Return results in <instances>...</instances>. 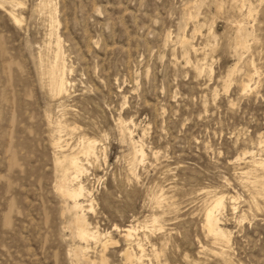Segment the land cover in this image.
<instances>
[{
	"label": "rangeland",
	"instance_id": "obj_1",
	"mask_svg": "<svg viewBox=\"0 0 264 264\" xmlns=\"http://www.w3.org/2000/svg\"><path fill=\"white\" fill-rule=\"evenodd\" d=\"M9 1L0 264H135L115 230L128 226L143 264H264V0ZM73 154L87 169L85 213L57 189V161ZM222 196L223 244L204 230ZM79 225L99 244L80 242Z\"/></svg>",
	"mask_w": 264,
	"mask_h": 264
},
{
	"label": "bare ground",
	"instance_id": "obj_2",
	"mask_svg": "<svg viewBox=\"0 0 264 264\" xmlns=\"http://www.w3.org/2000/svg\"><path fill=\"white\" fill-rule=\"evenodd\" d=\"M4 0H0V6H2V2H3ZM6 2H7V0H5ZM9 1V0H8ZM12 2V1H11ZM4 4H5V2H3ZM9 3H10V1H9ZM13 4V3H12ZM48 6H50V5H48ZM2 8H4V7H2ZM49 8V7H48ZM51 9H53V8H51ZM251 10V9H250ZM250 10H249V12H250ZM50 11V10H49ZM12 12V11H11ZM8 13V15H9V17L11 18V19H13L16 23L17 22H19V20L16 18V16L14 15V14H12V13ZM52 12V11H51ZM50 13V12H49ZM249 14V13H248ZM52 15V14H51ZM251 15V14H250ZM244 16H246V15H244ZM247 17V16H246ZM54 19V18H53ZM52 20V19H51ZM19 24V23H18ZM184 43V42H183ZM181 44H182V42H181ZM184 45V44H183ZM188 46V45H187ZM189 47V46H188ZM193 48H195V47H193ZM193 48L191 49V50H193ZM196 50V49H195ZM193 52V51H192ZM195 52V51H194ZM189 53V52H188ZM197 55V54H196ZM58 56V55H57ZM55 57V56H54ZM58 58V57H57ZM56 58V59H57ZM55 60V59H54ZM203 61V60H202ZM54 62V61H53ZM56 62V61H55ZM57 63V62H56ZM55 63V64H56ZM54 64V65H55ZM50 67H51V65H50ZM52 73H53V71H52ZM59 74V73H58ZM63 74H64V72H63ZM53 76H54V74H52ZM51 78H52V76H51ZM62 78V77H61ZM61 78H59V79H61ZM48 81V80H47ZM67 82V81H66ZM60 83H62V82H60ZM69 83V82H68ZM47 85V84H46ZM61 86V85H60ZM63 86V85H62ZM67 86H68V84H67ZM250 86V81L248 82V84L245 86L246 88H248ZM64 88V87H63ZM62 88V89H63ZM61 89V88H60ZM60 91V90H59ZM66 91V90H65ZM50 92V91H49ZM123 120V119H122ZM132 121V120H131ZM119 122V121H118ZM130 122V121H129ZM123 123V122H122ZM126 123H128L127 121L125 122V124ZM124 124V125H125ZM129 124V123H128ZM127 124V125H128ZM132 124H133V122H132ZM58 126V125H57ZM60 126V125H59ZM123 126V125H122ZM60 127H62V126H60ZM120 127V126H119ZM126 127V126H125ZM124 127V128H125ZM66 128V127H65ZM64 128V129H65ZM127 128H129V127H127ZM62 129V128H61ZM121 130V129H120ZM127 130V129H126ZM125 130V131H126ZM129 130V129H128ZM127 130V131H128ZM57 131H60V130H57ZM69 131V130H68ZM61 132V131H60ZM60 132H58V133H60ZM131 134V133H130ZM132 136V135H131ZM130 136V137H131ZM52 138V137H51ZM87 139V138H86ZM62 140V139H61ZM55 141V140H54ZM54 141H53V143H54ZM57 142V141H56ZM82 142V141H81ZM56 145H58V149H60L61 151H63V149H62V147L60 146L61 145V142L59 143V141H58V143L56 144ZM98 145H99V142L98 141H95V140H93V141H89L88 142V144H86V146H87V148L85 149V153L88 155V157H94L95 158V156H96V153H97V150H98ZM64 146V145H63ZM82 146V144L80 145V147ZM136 146V145H135ZM55 148V147H54ZM57 149V148H56ZM81 149H82V147H81ZM64 152V151H63ZM82 152V151H81ZM137 153V152H136ZM139 153V154H138ZM138 155H140V157L143 159V157H144V151L142 150V149H140V150H138ZM70 154V153H69ZM75 154H73V156H74ZM137 155V156H138ZM64 158V157H63ZM96 158H97V156H96ZM136 158V157H135ZM65 160L63 161H61V160H59V161H57V165L58 166H60V167H58V168H61L62 169V172H63V177H62V180H61V182L59 183V182H57L58 183V187H57V189L60 191V193H61V195H63L65 198H67V199H70V201H72L73 203L72 204H74V208H75V210L78 212V211H80V212H83V213H85L86 212V203H84V202H82V199H85V198H91V192H89V191H87V189L85 188V186L83 185V183L81 182V177L87 172V169H86V167H85V165L81 162V161H79V159L76 157V156H74V157H72L71 159H70V163L69 162H67V164L69 163V166L67 167V166H65V163H66V161H67V157H65L64 158ZM256 159V158H255ZM254 159V160H255ZM58 160V159H57ZM251 160V159H250ZM253 160V159H252ZM263 160V159H262ZM256 161V160H255ZM264 161V160H263ZM263 161H259L258 160V162L256 161V162H254V165L258 168V169H261L262 171H263V174H264V162ZM249 162V161H248ZM253 162V161H252ZM247 165V164H246ZM252 165H253V163H252ZM134 166V165H133ZM57 167V166H56ZM253 167V166H252ZM256 168V169H257ZM131 169V168H130ZM132 169H133V167H132ZM255 169V170H256ZM60 170V169H59ZM71 170H73V172L71 173L70 171ZM252 170H253V168H252ZM61 171V170H60ZM133 172V171H132ZM258 172H259V170H258ZM61 173V172H60ZM243 173V172H242ZM260 173H262L261 171H260ZM247 175V174H246ZM61 176V175H60ZM251 176V175H250ZM250 176H248V177H250ZM254 176H256V175H254ZM245 177V176H244ZM259 177H260V175H259ZM264 177V176H263ZM254 179V178H253ZM262 179V178H261ZM245 180V179H244ZM256 180V179H255ZM257 180H258V178H257ZM59 181H60V179H59ZM252 181V180H251ZM254 181V180H253ZM252 181V182H253ZM74 182H77V183H79L78 184V186L77 187H74L73 185H71V183H74ZM250 182V181H249ZM247 183V182H246ZM250 184V183H249ZM252 184V183H251ZM253 185H255V184H253ZM260 185V184H259ZM263 185V184H262ZM262 185H260L261 187H262ZM249 188V187H248ZM256 189V188H255ZM254 189V190H255ZM262 189H263V187H262ZM58 191V192H59ZM259 191V190H258ZM255 192V191H254ZM209 193V192H208ZM207 193V194H208ZM263 192H261V194H262ZM163 194V193H162ZM215 194H216V192H215ZM257 194V193H256ZM209 195V194H208ZM212 195H214V193L212 194ZM211 195V196H212ZM219 195H220V193H219ZM224 195V194H223ZM160 196H161V194H160ZM159 196V197H160ZM210 196V195H209ZM217 196V195H216ZM262 196V195H261ZM164 197V196H163ZM163 197H161V198H163ZM254 197V196H253ZM258 197H260L259 195H258ZM264 197V196H263ZM214 198V197H213ZM260 198H262V197H260ZM158 199V198H157ZM166 199V198H165ZM167 200H170V198H168ZM212 200V199H211ZM217 200V201H216ZM215 201V205L214 206H212L208 211H207V213H206V217H204V219H205V222H204V230L207 232V234L210 236V237H212L213 239H216V240H219L220 242H222V244L225 242V241H227V235H228V233L225 231V229L222 227V225H221V223H220V220H219V218H218V214H217V211L219 210V208H221L223 205H224V200H225V197L224 196H222V197H219V198H217ZM235 200H236V197H232V201H233V203H235ZM92 201H93V199H91V203H92ZM153 201V200H152ZM161 200H159V202H160ZM213 201H214V199H213ZM252 201H254V200H252ZM157 202H158V200H157ZM212 202V201H211ZM210 202V203H211ZM255 202V201H254ZM89 203V202H88ZM161 203L162 202H160V206H161ZM175 204V203H174ZM159 205V204H158ZM210 205V204H209ZM208 205V206H209ZM250 205V204H249ZM89 206V205H88ZM156 206V205H155ZM159 206V207H160ZM173 206V205H172ZM210 207V206H209ZM261 207V206H260ZM259 207V208H260ZM158 208V207H157ZM165 208V207H164ZM256 208H257V205H256ZM255 208V209H256ZM90 209H91V204H90ZM161 209V208H160ZM257 210V209H256ZM164 213V212H163ZM80 214V213H79ZM165 215V214H164ZM159 216V215H158ZM155 217V216H154ZM80 218V217H79ZM156 218V217H155ZM154 218V219H155ZM158 218H160V217H158ZM162 218V217H161ZM160 218V220H162ZM159 220V221H160ZM78 222L80 221V220H77ZM154 221H156V220H154ZM83 223H85V222H83ZM82 223V224H83ZM155 223V222H154ZM154 223H152V226H153V224ZM78 224V223H77ZM146 224V223H145ZM158 224V222L156 223V225ZM155 225V224H154ZM158 226V225H157ZM147 226H145V228H146ZM153 228V227H152ZM161 228V227H160ZM154 229V228H153ZM158 229V228H157ZM78 232H77V236H78V238L80 239V242L82 241V242H85V243H88V242H90V241H94V244H95V242L97 243L101 238H102V236L100 235V233L98 232V231H95V232H90L89 230L87 231V230H85V228H84V225L83 226H80L79 225V227H78ZM76 230V231H77ZM115 230H117V231H119L120 233H121V235H123V239L126 241V244H128V248L124 251V256L126 257V259H127V261L128 262H130V263H134V262H136L137 264H143L144 262V257H145V253H144V251H143V246H142V244H141V242H140V240H135V245H133L132 244V236H133V233H134V230H135V228H134V226H128V227H124V228H122V229H120V228H118V227H116L115 228ZM154 230H156V229H154ZM159 230V229H158ZM93 231V230H92ZM150 231V230H149ZM203 231V230H202ZM153 232V231H152ZM205 232V233H206ZM227 233V234H226ZM208 236V237H209ZM76 237V236H75ZM107 237V236H106ZM213 239H212V241H213ZM102 240V239H101ZM108 240V239H107ZM100 242V241H99ZM99 242H98V244H99ZM106 242L107 241H105L104 243H103V246L102 247H104L105 248V246H106ZM109 242V241H108ZM229 242V241H228ZM227 242V243H228ZM213 243V245H214V242H212ZM216 243V242H215ZM218 243V242H217ZM216 243V244H217ZM226 243V242H225ZM102 244V243H101ZM222 244H219V245H222ZM224 245H227V244H224ZM202 247V246H201ZM221 247V246H220ZM78 249H80V247L78 248ZM88 249V248H87ZM134 249H136L137 251L136 252H133V250ZM202 249L205 251V248L204 247H202ZM221 249V248H220ZM77 250V249H76ZM85 251H86V249H85ZM84 251V252H85ZM208 251H210V250H208ZM79 252V251H78ZM83 252V251H82ZM212 252V251H211ZM213 252H215V251H213ZM212 252V253H213ZM225 252V251H224ZM77 253V252H76ZM86 253V252H85ZM84 253V254H85ZM104 253V252H103ZM155 253V252H154ZM200 253H202V250H201V252ZM217 253H219L218 251H217ZM223 253V252H222ZM222 253H220V254H222ZM226 253V252H225ZM81 254V253H80ZM217 255H219V254H217ZM223 255V254H222ZM222 255H220V256H222ZM85 256V255H84ZM104 256V255H103ZM224 256H225V254H224ZM102 257V256H101ZM218 257V256H217ZM222 259V258H221ZM225 259V258H224ZM100 262V261H99ZM106 261H105V259H103L102 260V263L103 264H106L105 263ZM224 262V261H223ZM135 263V264H136ZM225 264V263H224Z\"/></svg>",
	"mask_w": 264,
	"mask_h": 264
}]
</instances>
